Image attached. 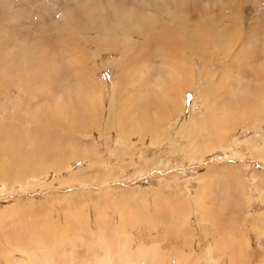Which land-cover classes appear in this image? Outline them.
Wrapping results in <instances>:
<instances>
[{
	"label": "rangeland",
	"instance_id": "obj_1",
	"mask_svg": "<svg viewBox=\"0 0 264 264\" xmlns=\"http://www.w3.org/2000/svg\"><path fill=\"white\" fill-rule=\"evenodd\" d=\"M2 1L3 0H0V7L4 6L3 8H11V11L13 9L14 12L21 13L24 11V14L30 12V14H27L30 15V17L32 15L31 18H28L30 22L33 20L36 21L35 13H37L38 10L43 12V9L41 10L40 8L42 0H11L8 7L1 4ZM35 3L37 4L33 5ZM237 4L240 7V11H242L240 20L246 19L247 21L249 18V22H252L254 19L253 15H257L256 17H259L261 14L263 15L261 11L264 9V6L263 8L261 6L255 7L257 4L253 6L251 5L253 3L249 2L241 4L240 0ZM32 5L35 10H33L34 8ZM200 5L204 6L203 4ZM30 6L33 9H31ZM259 7L262 8L261 11H259ZM218 8V5L215 6L217 12ZM255 8H257V10ZM164 10H166V12H173L172 9L165 6ZM31 12H33V14ZM176 14L181 15L179 12ZM247 15L249 16L248 18L246 17ZM209 16L208 18L207 16H198L202 22L200 24H202L204 32H200V35H192L195 37L201 36L199 39L203 51H192L191 47L187 46L186 40L184 41V45L186 46L183 48L176 46L174 40L170 41L173 50L176 48L179 50L184 49V52L188 55L185 56L187 60L196 66L199 65L195 80L200 83L197 87L189 89L185 96H182L183 103L181 102L180 108L176 109L170 117L164 119L157 128L155 125H152L153 128H151L150 122L141 133L142 135L140 134V140L135 144L131 141L123 143L124 140L131 138L127 136L126 139L124 133L121 131L119 132L120 123H116L115 121L112 122L111 116V119L110 117L109 120L101 119L99 123L100 126L98 127H101L100 131L103 132V134H100V132L98 134L99 136L96 138L89 136L83 138L84 140L90 141L91 144H94L95 148L92 150L93 152L89 151V154L86 153L75 160L72 159L74 162L71 161L67 163V166L59 169L56 162H54L55 165H53L49 171L34 172L31 168L32 172L30 168L26 169L24 166L25 168L23 167V169H26V171H23V169L18 170L13 167L11 170L8 169V172H5L6 174L0 172L1 264H128L126 262H121L122 259L118 256L120 254L117 250V244L115 243V237L119 238L117 235L118 233H116L117 229H120L121 233L123 232V228L127 231L123 232V236H125L126 233L132 238L133 243L135 242L132 245L134 247L133 250L137 249V243L142 241L148 246L159 243L164 256L167 254L166 257L170 258L169 263L174 257L172 264L178 262L177 258H182L180 261L182 264H222L223 261L228 263V259L224 260V246L230 245L231 239L235 242H241L242 240L244 242L245 238L249 241L250 247L252 248V251L249 252V264H264L263 219L262 223L257 222L254 226L252 224H245L247 220L245 223L241 221V219H246L244 217L247 215L245 209L251 214H254L255 220L256 218H261L256 214L264 212V196L262 199L263 203L257 199V197H260L261 193H264V112L262 113L263 116L260 115L258 118L244 119L241 117L238 118V120L236 119V121H231L233 117H227V120L230 119L231 122L228 120L223 126L222 131L225 135L222 137H225L224 139L210 137L213 130L211 124L203 131L199 129L200 127L203 129V122H199L195 126H182L176 124L177 120L187 118V116H189L188 114H192L191 112H194L198 116H200L201 113L204 115L207 109L204 105L212 103V98L215 94H218L217 100L219 104L223 105L221 93L224 92V86L222 85L226 86V84L228 85L229 83L236 82V79L221 74L223 68L222 63H215L214 60L210 62L212 67L210 71H212V73H217L216 76L213 78L212 76L206 75L203 78L206 83L201 82V73H199V71H204L205 69L204 55L211 50L219 48L214 47L211 49V44L214 43V40L219 41L216 36V29L223 30L227 27L226 24L228 23L227 21L219 23L212 15V18ZM165 18L167 22L169 19L171 20V17L167 16L166 13ZM168 23L170 24V22ZM177 23L176 25L180 28V30H177L178 35L181 37L184 34H182L183 29L180 27V20H177ZM259 23H261L260 26H262V23L264 24V19H261ZM259 23L257 24L258 26ZM102 24L106 25V23L101 22L100 19L97 25L100 26ZM242 24L244 25L243 31H245V28H248V22H242ZM176 25L175 27H177ZM75 27L76 25L73 26V28ZM190 28H193V26H190ZM208 30H210V32H208ZM243 31L241 30V32ZM89 36L94 39L92 35ZM187 37L191 36L189 35ZM110 42L111 41L108 40L109 44ZM87 47L90 52H97L92 63L97 66L96 69L99 71L97 74L98 81L101 84H105L106 87L105 89H103L104 86L100 88V94L103 101L110 102L112 100L117 76L120 73L119 69H116L117 67L113 65V61L117 58V55L110 51L98 52L97 48H99V46L97 47L95 43L88 44ZM221 56L223 62L227 63V57L224 55ZM156 58L157 57L153 60L151 59L152 62L149 63L150 65L148 63H146L148 65L141 66L143 65L142 63L140 65L145 71L143 77L142 75L137 76L140 77L143 84V87L141 86L142 88L139 90L140 92L136 93L130 90L131 92L129 94L127 93L128 91L125 92V94L120 93L121 96L118 98L119 108L122 107L120 112L126 111L125 108L127 107L133 112L137 110L136 114L139 115L142 108V111H146V109L150 107V104H147L148 107L143 104L144 101L146 102L145 98L151 99L153 96V98L155 97L154 100H156L157 97L151 92L159 89L161 85V91L160 89L158 90L159 93L157 96L163 91L164 85L161 83L164 70H161L162 65L160 66L158 63H155L158 62ZM75 60L79 62L80 58L77 56ZM153 65L156 69L153 68ZM131 67H133V65H130L129 69H131ZM258 68V65H255V69ZM247 69L248 76L246 81L241 80L242 82H239L244 85L241 87V90L239 89L236 91L232 96V100L236 99L235 101H237L250 93H256L260 90L259 85H264V73L255 70L254 74L252 71L253 64L249 65ZM58 70L53 72V75H55ZM212 73L210 75H212ZM255 75L257 77H254ZM132 76L126 81H132L134 79ZM227 77L230 79H227ZM63 78L66 77L64 73L61 72L59 80ZM167 80L168 78L166 81ZM157 84L158 86H156ZM200 84L201 86L205 84L203 88L205 89L204 96H202L199 91ZM217 84L220 85L215 86ZM127 86L131 88L134 85L127 84ZM44 87L46 89L48 86L44 84ZM151 88H153V90ZM3 91L4 86L1 85V95ZM155 93H157V91ZM169 95H171L170 92ZM19 96L20 99L23 98L21 94ZM201 99H205L204 104ZM140 100H142L143 103H140ZM149 109H152V106ZM225 111L224 115H229ZM100 113L103 114V112ZM42 114L43 112H41V116ZM213 114L212 112L211 115L206 118L212 121L214 119ZM137 118L140 123H144L141 116ZM22 124L28 126L34 125L35 123ZM58 124H60V121ZM256 125L257 127L254 128ZM144 126L143 124L142 127ZM1 127H3L2 124ZM80 132L78 131L72 134L78 136ZM81 134H88L91 136L94 134V130L89 127L88 130H85L84 133L82 132ZM107 134L113 135L115 139H107ZM136 134H138V131ZM147 137H150V139H147ZM249 138H252L251 141L253 142L250 148L246 145L247 142H244V139ZM192 143H195V145ZM125 144L127 146H125ZM189 144L192 145L190 146L191 150L189 149L188 152H185L187 154L176 151L178 148L181 149V147ZM153 145L155 146L152 147ZM119 147L124 148V155L115 159L114 155L117 153L116 151ZM136 148L138 150H136ZM142 152L146 154L145 156L147 159H150L147 161L143 160L140 156ZM259 153L260 155L258 156ZM106 166L113 168L114 173H112L110 177L107 175L105 176L103 173ZM19 171H21L19 174L15 173ZM104 176L106 178H104ZM202 182L204 183L203 185H201ZM236 186L240 187L237 189ZM203 187H207V190L204 188L203 194L198 196V192ZM235 189L245 197L248 198L249 196V198H251L248 207L243 205L241 200H239L241 208L236 214L232 213L234 198H236L235 194L237 193ZM205 190L206 193L208 192L207 194H205ZM223 192L224 194L227 193L225 197ZM99 197H101L102 200L99 201ZM125 197L128 198L124 199ZM198 197L202 199L197 200L196 198ZM144 198L145 200H143ZM142 202L145 203L141 204ZM170 207L172 209H178V215L175 217L176 219L183 221L187 219L185 215L188 214H191L190 216L193 217L190 220L192 227L181 230H186L187 233H181L175 225L173 226V224H171V220L169 223L165 224L164 221L166 218L164 215L161 214V217L158 216L160 208H163L161 211L162 213L164 209L169 211L171 209ZM142 208L144 209L142 210ZM203 209L205 212L208 210H215V212L210 218L201 219V217L198 216L200 213H203ZM190 210L192 212H189ZM98 212H100V214ZM226 217H228V219H226ZM249 220L251 221L250 217ZM87 221H89V223L84 224V222ZM24 223H26V227L29 228L27 230L28 234L24 232ZM9 225H12V227L17 225L22 228L21 236H24V241L27 243L25 254L29 257V261L26 257L16 260L15 258H17V256H15V253L11 252L14 249L8 245L11 239H6L7 235L5 230ZM219 228L222 229L220 230ZM212 229H214V234L217 237V243L220 242L216 234L217 230L226 241L224 242L219 238L225 244L222 245L221 248L216 245L211 246ZM101 230L104 232L102 233ZM165 232H170V234ZM100 233H102V235ZM154 234L157 235L156 238L158 240H155V238L153 239L155 236ZM188 235L190 237L193 235L191 243L188 237H186ZM99 236L108 237L106 238L107 241H109L111 249L109 254L112 253V255L107 262L105 261L106 263L102 260L105 259L103 246H97V244H95V242L100 239ZM177 236L179 238H177ZM243 236L245 237L243 238ZM155 241L157 242L155 243ZM199 245L203 250L201 253ZM215 246L219 249V254L213 258L211 250ZM178 249L182 250L186 256L178 257V254H176ZM35 253L36 256H34ZM2 255H7L11 261L8 262L7 258ZM246 255L247 252L245 251H241V255L236 254L234 256L236 258L235 264H243L242 258ZM159 258L161 259V257ZM130 260L132 261L130 264H136L138 262L133 259ZM149 263L148 257L138 262V264Z\"/></svg>",
	"mask_w": 264,
	"mask_h": 264
},
{
	"label": "bare ground",
	"instance_id": "obj_2",
	"mask_svg": "<svg viewBox=\"0 0 264 264\" xmlns=\"http://www.w3.org/2000/svg\"><path fill=\"white\" fill-rule=\"evenodd\" d=\"M238 1L239 0H42L40 8L41 10L43 9V12L39 10L38 12L36 11V21L33 20L32 22L28 19L30 15H27L30 14V12L24 14L23 10V12L20 13L14 12L13 9L11 11L10 7V9L3 8L4 6L0 7V86H4L3 94L1 95L0 92V172L6 174L5 172H8V169L11 170L15 167V169L22 170L24 166L26 169L30 168L31 170L32 168L34 172L49 171L51 167L55 165L54 162H56L59 169L67 166V163L73 161L72 159L75 160L89 151L94 150V144H91L90 141L84 140L83 138L87 136L92 138L98 137V134L101 132V127H98L100 126L99 123L101 119L109 120L111 116L112 122L115 121L116 123H120L119 132L121 131L124 133L126 139L127 136L131 138L124 140L123 143L131 141L135 144L140 140V134L150 122L151 128H153L152 125H155L157 128L164 119L170 117L176 109L180 108L182 96H185L189 89L197 87L200 83L195 80L199 65L196 66L187 60L185 56L188 55H186L184 49L179 50L176 48L173 50L170 45V41L174 40L176 46L183 48L186 46L184 45V41L186 40L187 46L191 47L192 51H203L199 39L201 36H192L204 32V28L202 24H200L202 22L198 16H207L208 18L209 15V17L212 15L219 23L223 21L228 22L226 24L227 27H223V30L216 29V36L219 41L214 40L213 44L210 43L211 49L214 47L219 48L211 50L204 55L205 69L204 71H199V73H201V82L206 83L203 79L206 75L212 76L213 78L216 76L217 73H212V71H210L212 68L210 62L212 60H214L215 63H222L223 68L221 74L236 79V82L229 83L228 85L226 84V86L222 85L224 86V92L221 93L223 105L219 104L217 100L218 94H215L212 98L213 102L209 105H204V107H207L204 115L201 113V115L198 116L194 112H191L192 114H188L189 116H187V118L177 120L176 124L182 126H195L199 122H203V129L201 127L199 128L201 131L207 129L209 124H211L213 130L210 137L224 139L225 137H222L225 135L222 131L223 126L225 122L228 120L230 121V119L227 120V117H233L231 121H236V119L238 120V118L241 117L245 119L258 118L260 115L263 116L264 85H259L260 90L258 89L259 91L256 93L245 95L246 97L237 101H235L236 99L232 100V96L237 90H241V87L244 85L239 82L241 80L246 81L248 76L247 68L249 65L253 64L252 71L254 74L255 70L264 73V24L262 23V26H260L261 23H259L261 19H264V9L261 11L264 6V0H254V2L253 0H240L241 4L249 2L253 3L251 4L253 6L257 4L255 7H262H259V11H261V13L263 12V15L261 14L259 17H256L257 15H253L255 13L251 14L254 18H252V22H249L248 15L246 16L248 18L247 21L246 19L240 20L242 11H240V7L237 4ZM10 2L11 0H3L1 4L8 7ZM36 4L37 3L33 5ZM217 5L219 6L218 12L215 10V6ZM164 6L172 9L173 12H166ZM33 8L31 7V9ZM255 9L257 10V8ZM33 10H35V8ZM33 12L31 13L33 14ZM177 12L181 15L176 14ZM165 13L167 16L171 17V20L169 19L168 21L170 24L165 18ZM100 19L101 22L106 23V25L102 24L98 26L97 22L100 21ZM177 20H180V27L183 29L182 34L184 35L181 37L178 35L177 31L180 30L176 25L178 24ZM242 22H248V28H245V31H243L244 25ZM258 23L259 26L257 25ZM74 25H76L75 28H73ZM175 25L177 27H175ZM190 26H193V28H190ZM241 30L243 32H241ZM208 32H210V30H208ZM89 35H92L94 39L90 38ZM189 35L191 37H187ZM108 40L111 41L110 44ZM92 43H95L97 47L99 46L97 51L100 53L110 51L117 55V58L113 61V65L117 67L116 69H119L120 73L117 76L112 100L110 102L103 101L100 94V88L104 86L103 89H105L106 87L105 84H101L97 79L99 71L96 69L97 66L92 63L97 52L95 51V53H92L87 47L88 44ZM221 55L227 57V63L223 62ZM77 56L80 58L79 62L75 60ZM155 57H157L156 61H158L155 63H158L160 66L162 65L161 70H164L161 83L164 85V89H162L163 91L159 96H157L159 93L158 90L162 85H159V89L156 88L157 90L151 92L157 97L156 100H154L155 97L153 98L152 95L151 99L145 98L146 102L144 101V103L140 100V103H143L146 107H148L147 104H150L152 109H149V107L146 111H142V108L141 112L139 111L141 113H139V115L136 114V109V112H133L127 107L125 108L126 111L120 112L122 110V107L119 108L118 105V98L121 96L120 93L125 94L127 91L128 94L131 91L136 93L140 92L139 90H141L143 84L140 77L137 76L142 75L143 77L145 73L141 66L148 65ZM141 63L143 65H141ZM130 65H133L131 69H129ZM255 65H258L259 68L255 69ZM153 68L156 69L154 65ZM56 70L58 71L53 75V72ZM61 72L64 73L66 78L59 80ZM211 73L212 75H210ZM130 76L134 79L127 82L126 80ZM229 77H227V79H230ZM254 77L257 76L255 75ZM167 78L168 82L166 81ZM44 84L48 86L46 89ZM127 84H132L134 86L129 88ZM218 85L220 84L215 86ZM156 86H158V84ZM204 86L205 84L203 86L200 84L199 86V91L202 96H204L205 93V89H203ZM151 89L153 90V88ZM156 91L157 93H155ZM169 92L171 95H169ZM20 94L23 96L22 99H20ZM201 100L204 104L205 99ZM223 110H227L225 112L229 115L225 116ZM41 112H43L42 116ZM100 112H103V114ZM212 112L214 113V119L211 121L206 117L210 116ZM139 116H141L144 123H140L137 118ZM59 121L60 124H58ZM22 123L35 124L27 126ZM1 124L3 127H1ZM143 124L145 125L144 127H142ZM89 127L93 128L94 134L91 136L88 134L82 135L81 133H84ZM256 127L257 125L254 128ZM78 131H82L78 136L72 134ZM137 131L138 134H136ZM100 134H103V132ZM106 138L112 139L114 136L107 134ZM148 138L150 139V137H147V139ZM251 139L252 138L244 139V142H247L246 145L249 148L253 145ZM154 143L156 144L155 141ZM192 144L195 145V143ZM192 144L183 146L181 149L178 148L176 151L180 153L188 152ZM125 146L127 145L125 144ZM154 146L155 145L152 147ZM136 150L138 149L136 148ZM116 152L117 153L114 155L115 159L124 155V148L119 147ZM145 155L146 154L142 152L140 156L143 160H149L150 158L147 159ZM109 167L110 166H106L103 173L105 176L107 175L110 177L114 171L113 168ZM26 169H23V171H26ZM20 172L21 171L15 173L19 174ZM105 176L104 178H106ZM203 184L202 182L201 185ZM236 187L238 189L240 186ZM204 188L205 187L201 188L197 194L198 196L203 194ZM205 189L207 190V187ZM237 189L235 190L237 191ZM206 190L205 194L208 193H206ZM226 194L227 193L224 194V197ZM235 195L236 198H234V208L232 211L234 214L240 211L241 203L248 207L251 202V198H249L248 195L247 198L239 191H237ZM263 196L264 193H261L260 197H257L261 203H263ZM127 198L128 197H125L124 199ZM199 198L200 197L196 199H202ZM98 199L99 201L102 200L101 197ZM143 200H145V198ZM239 200H241V203ZM144 203L145 202H142L141 204ZM144 208H142V210ZM162 209L163 208H160L158 216L161 217V214L165 216V224L169 223L171 220V224H173V226L175 225L181 233H187L186 230L181 231L182 229H189L192 227L190 220L193 217L190 216L191 214L185 215L187 219L182 221L175 218L176 215H178V209L171 208L169 211L164 209L161 213ZM245 211L247 212V215L244 216L246 219H241L244 223L247 220L245 224H252L254 226L257 222L262 223V219L264 221V212L256 214L261 218H256L255 220L254 214H251L247 209H245ZM189 212L192 211L190 210ZM214 212L215 210H208L206 212L204 210L198 217H201V219L210 218ZM98 213L100 214V212ZM249 217L252 222L249 220ZM226 219H228V217H226ZM198 220L200 221L199 218ZM85 223H89V221L84 222V224ZM16 226L17 225L12 227V225H9V227L5 229L7 235L6 239H11L8 245L14 249L11 252L15 253V256H17V258H15L16 260L26 257L29 261V257L25 254L27 243L24 241V236H21L22 228ZM24 226V232L28 234L27 230L29 228L26 227V223H24ZM219 229L221 230L222 228ZM122 231L127 232L124 228ZM123 232L120 233V229H117L116 233H118L117 235L119 238L115 237L117 250L120 254L118 256L122 259L121 262L130 264L132 262L130 259L140 262V260L148 257L149 264H172L174 257L169 263L170 258L166 257L167 254L164 256L159 243L148 246L142 241L137 243V249L133 250L134 247L132 245L135 242L133 243L132 238L128 236V234L125 233V236H123ZM102 233L100 234L102 235ZM165 233L170 234V232ZM216 234L226 242L221 237L218 230ZM100 236V239L95 242V244H97V246H103L105 259L102 260H104L103 262H107L112 255V253L109 254L111 249L109 241H107L108 237ZM191 236L193 237V235ZM156 237L157 235H155L153 239L155 238V240H158ZM186 237H188L191 243L192 237L189 235ZM244 237L245 236H243V238ZM177 238L179 237L177 236ZM219 238L218 240L220 242L217 243V237L214 234V229H212L211 246L216 245L221 248L222 245H225ZM156 242L157 241H155V243ZM216 246L213 248L211 247L213 258L219 254V249ZM224 247V260L228 259L229 262L226 263L223 261L222 264H235L236 258L234 256L236 254L241 255V251L247 252V255L242 258L243 264L250 263L249 252L252 251V248L246 238L244 242L243 240L241 242H235L231 239L230 245H225ZM199 248L201 253L203 250L200 245ZM176 254H178V257L186 256L182 250L179 249ZM2 256L6 257L8 262L11 261L7 255ZM34 256H36V253ZM159 257H161V259ZM177 259L178 262L176 264H182L180 262L182 258ZM138 262L136 264H138Z\"/></svg>",
	"mask_w": 264,
	"mask_h": 264
}]
</instances>
